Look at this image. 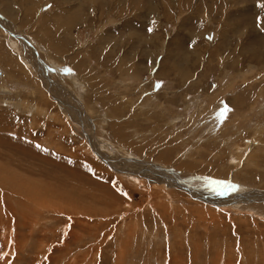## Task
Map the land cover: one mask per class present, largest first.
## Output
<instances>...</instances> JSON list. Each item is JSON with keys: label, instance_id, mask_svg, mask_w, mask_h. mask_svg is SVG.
Instances as JSON below:
<instances>
[{"label": "rangeland", "instance_id": "rangeland-1", "mask_svg": "<svg viewBox=\"0 0 264 264\" xmlns=\"http://www.w3.org/2000/svg\"><path fill=\"white\" fill-rule=\"evenodd\" d=\"M263 200L264 0H0V264H264Z\"/></svg>", "mask_w": 264, "mask_h": 264}, {"label": "bare ground", "instance_id": "bare-ground-1", "mask_svg": "<svg viewBox=\"0 0 264 264\" xmlns=\"http://www.w3.org/2000/svg\"><path fill=\"white\" fill-rule=\"evenodd\" d=\"M240 106V105H239ZM245 141V140H244ZM251 148H252V146L250 147V150L249 151H247V152H239L240 154H239V157L240 158H238L239 160L235 163V166L238 168V167H242L243 166V164H241V159H242V155H244L243 156V158H245V159H247V157H248V155H249V152H251L252 150H251ZM242 150V149H241ZM244 150V149H243ZM244 162H245V160H244ZM141 169V168H140ZM219 193V192H218ZM217 193V194H218ZM215 196H218V195H215ZM223 197H225L224 198V200L226 199L229 203H232V202H237V201H240V197H234V196H225V195H222ZM260 197V196H259ZM220 199L222 200V197L220 196ZM258 200V199H257ZM264 201V200H263Z\"/></svg>", "mask_w": 264, "mask_h": 264}]
</instances>
